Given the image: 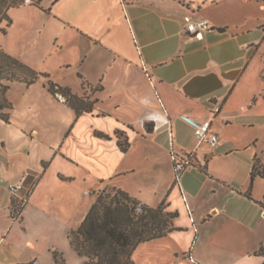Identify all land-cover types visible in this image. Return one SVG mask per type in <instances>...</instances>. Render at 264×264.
<instances>
[{
	"label": "crops",
	"instance_id": "obj_1",
	"mask_svg": "<svg viewBox=\"0 0 264 264\" xmlns=\"http://www.w3.org/2000/svg\"><path fill=\"white\" fill-rule=\"evenodd\" d=\"M186 14L210 29L186 33ZM7 15L4 53L96 102L76 114L44 77L0 78L11 103L0 118V264H56L53 253L82 264L68 234L106 185L176 213L133 264H264V178L250 184L264 159V0H25ZM206 118L215 147L195 138ZM170 149L192 155L179 184Z\"/></svg>",
	"mask_w": 264,
	"mask_h": 264
},
{
	"label": "trees",
	"instance_id": "obj_2",
	"mask_svg": "<svg viewBox=\"0 0 264 264\" xmlns=\"http://www.w3.org/2000/svg\"><path fill=\"white\" fill-rule=\"evenodd\" d=\"M24 2L25 0H0V21L5 20L8 26L11 19L7 15V9ZM0 31L5 32V28H0ZM40 77L46 78L44 85L48 91L53 95H61L76 114L92 111L96 99L72 93L68 87L50 80L48 74L35 71L0 49L1 79L22 82L28 86ZM6 89L7 85H0V118L8 122L11 103L5 98ZM95 134L108 138L99 132ZM115 134L119 138V148L125 151L126 140L120 139L119 131ZM255 176L264 178V159H255L250 184ZM95 194V200L80 224L68 234L73 250L86 259L82 264H133L131 255L139 243L160 237L173 229L170 222L176 213L166 211L163 203L154 208L149 207L114 187L111 190H98ZM53 255L56 264H62L57 254Z\"/></svg>",
	"mask_w": 264,
	"mask_h": 264
},
{
	"label": "built area",
	"instance_id": "obj_3",
	"mask_svg": "<svg viewBox=\"0 0 264 264\" xmlns=\"http://www.w3.org/2000/svg\"><path fill=\"white\" fill-rule=\"evenodd\" d=\"M183 28L186 33L199 36L203 31L209 30L210 25L205 19L193 17L191 14H186L182 18ZM210 114L215 116L219 112L217 105L212 106ZM195 126V138L198 142L206 141L210 147H215L219 141L218 135L211 129V120L209 118L193 122ZM168 133L173 138L171 129ZM170 160L172 163L174 182L179 184V177L181 173L191 164V153L177 152L174 149L169 151ZM21 183H11L8 185V190L15 195L21 189Z\"/></svg>",
	"mask_w": 264,
	"mask_h": 264
},
{
	"label": "rangeland",
	"instance_id": "obj_4",
	"mask_svg": "<svg viewBox=\"0 0 264 264\" xmlns=\"http://www.w3.org/2000/svg\"><path fill=\"white\" fill-rule=\"evenodd\" d=\"M30 1H32V0H30ZM33 1H35V0H33ZM104 188L107 189V190H111L112 187L106 185ZM94 190H95V189H94ZM101 190H102V189H101ZM91 195H93L94 197H96L95 191L91 192ZM85 260H86V259H85ZM85 260H84V261H85Z\"/></svg>",
	"mask_w": 264,
	"mask_h": 264
}]
</instances>
